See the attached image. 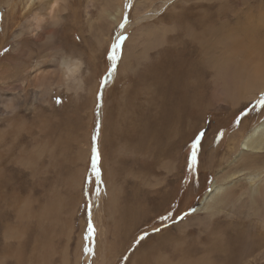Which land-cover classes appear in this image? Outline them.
<instances>
[{"label":"rangeland","instance_id":"obj_1","mask_svg":"<svg viewBox=\"0 0 264 264\" xmlns=\"http://www.w3.org/2000/svg\"><path fill=\"white\" fill-rule=\"evenodd\" d=\"M43 1L0 0L2 263L203 264L208 261L198 259L211 252L214 264H264V189L251 198L259 203L248 197L249 179L264 176V164L260 173L239 171L240 150L226 151L230 134L243 122L245 132L264 106L257 97L226 109L227 75L195 78L203 70L194 68L198 58L184 29L200 23L203 12L213 17L221 5L240 9V0H120L122 14L112 27L107 15L119 0H64L70 14L49 19L44 12L35 30L32 11ZM163 3L152 19L129 28L140 19L135 11ZM119 36L125 39L109 74ZM130 37L137 45H126ZM124 49L128 55L121 58ZM39 60L55 73L65 61L75 62L78 81L41 93L45 81L28 75ZM200 132L198 162L190 169V144ZM212 149L214 163L206 165ZM218 177L234 191L208 217L201 207ZM119 190L120 203L136 207L121 220L120 238L112 224L120 217L112 220L105 204ZM215 239L221 251L208 249Z\"/></svg>","mask_w":264,"mask_h":264},{"label":"bare ground","instance_id":"obj_2","mask_svg":"<svg viewBox=\"0 0 264 264\" xmlns=\"http://www.w3.org/2000/svg\"><path fill=\"white\" fill-rule=\"evenodd\" d=\"M69 3L72 2H68V4ZM164 3L166 4L167 1ZM164 3L156 10L149 9L147 11H144L143 13L135 11L137 15L136 17L140 19L135 21V23L131 24V26L128 27L131 29L132 26H137V24L141 25L142 22L152 19V16L154 14L157 15L160 12V10L165 5ZM224 3H226V0ZM65 5L66 3L64 2V0L63 4L61 0H45L41 2V4L39 3L38 9L34 12L32 11V21L34 22L35 30H38L40 28V24H42L44 19V12L45 14H49L50 17L47 16L49 17V19H52V15L55 12L60 13L67 11V15H69L70 13L65 9ZM224 6L225 7L221 5L219 9L215 11L217 14H215L213 17L208 16L205 12H203V16H201L202 18H198L200 23H188L185 25L184 29L188 35V45H190L191 47L193 58H198L193 63L194 68L203 70V72L201 70L197 71V76L195 78L201 76V73L207 74V76H212L213 73L215 76L225 73L227 75L226 78L228 80V84L226 83V81L224 82V84L226 83V98H223L222 102L224 103V107L226 109L231 110L232 108L239 105L240 102L244 104L250 103L255 98L259 97L261 92L264 91V0H240V9H236V7L231 6L230 4H225ZM106 12H108V10ZM113 13L114 14L112 16L111 14L107 13V17L111 21L109 24L110 27H112L114 23L120 20V14H122V5L120 0L118 4L113 6ZM192 15L195 14L192 13ZM197 16H199L198 12L196 17H194L195 21ZM133 39V37L128 38L126 45L128 46L129 43H132ZM135 44L137 45V42ZM134 47L129 48V51L132 52V49ZM38 50L40 51L38 53V56L40 57L41 53H44L42 45L39 46ZM133 50L135 51V49ZM27 52L29 51H26V53ZM125 55H128V49H124L121 58L125 57ZM30 70H32V72L28 73L29 77H32L34 80H37L36 78L38 77V80L42 82L45 81V83H43V90H41V93L43 91L46 93L49 91L50 93L52 87H62L63 89L67 90L70 81H78V79H74L73 77L78 73L79 65L75 62L68 63L65 61L64 63H62V69L60 68L59 72L55 73L51 71L48 72L49 70L45 60H39L38 63L36 62V64L32 68H30ZM190 79H193L192 81L196 83V80L194 81V77ZM194 86L196 87L197 83L194 84ZM49 93H47V95H49ZM190 101L191 103L189 104V106L192 104L193 98ZM210 108L208 110H212ZM179 111L180 110H178V112ZM178 115L179 114H177V116ZM177 119L178 118H174V120ZM244 125L245 122H243V124H240L238 129L230 134L228 143L226 144V151L229 153V155H233L237 149L240 150V154H238L237 160L235 159L236 168L239 171H248L250 173L258 171V173H260L261 166L262 164H264V108L257 115V117H255L254 120L248 124L247 130L245 132H243V130L245 129ZM133 147H135V145ZM134 149H136V147ZM135 151L137 152L138 150L136 149ZM215 156L216 150H209V152L203 158L207 160L206 165L213 164V159ZM223 160L224 159H222V161ZM2 161L3 159H0V163ZM226 174L224 173L222 177L224 179L230 178L227 177ZM219 178L220 177L215 178V180L210 184L211 186L209 188V191L204 196L205 200H207L205 201L203 198V200H201L200 202V204H203V202L205 201L203 208L201 207V210L205 213L207 212L208 217L210 216V214H214L215 210L217 211V209H219V206L225 200H227V198H229L231 191H234L233 188L231 189L230 187H226L227 185L224 186L223 184L222 186L221 184H219ZM249 180L250 186L248 190H250L249 192H251L252 197H248L251 199L254 196H258V194L261 193V190L264 189V176L259 178L258 174L254 173L253 179ZM223 183L225 182L223 181ZM234 187L236 189L237 186ZM119 193H121L120 190L117 194L109 196L110 207L108 206L107 201L105 203L106 210L108 212L107 214L111 216L112 220H114V218L117 216L120 217V221L114 220L112 223L116 229L117 226L118 228L122 226L120 223L121 220L123 222H126L129 216H131L133 213L132 209L136 208L131 205L128 206L120 203V200L117 199ZM246 194L247 192H245V195ZM251 200L254 201V199ZM254 202L259 203V200ZM257 208H259V205H257ZM123 225L125 226V223ZM121 232L122 229L120 228L115 233V236L120 238L119 235L121 234ZM238 238L239 236L236 239ZM222 248L223 247L220 243V239H215L214 242H212V245L208 246V249H213L216 251H221ZM257 248L258 245L255 244L254 248H252V252ZM210 253L211 252H207V254L199 258L197 262L208 261L209 263H202L214 264V261L210 257ZM2 255L3 253L1 250L0 264H4L2 263ZM17 256L18 253L16 254V257ZM17 261L18 259L15 260L16 263H18Z\"/></svg>","mask_w":264,"mask_h":264},{"label":"snow or ice","instance_id":"obj_3","mask_svg":"<svg viewBox=\"0 0 264 264\" xmlns=\"http://www.w3.org/2000/svg\"><path fill=\"white\" fill-rule=\"evenodd\" d=\"M126 6H130V5H126ZM123 23H121L120 27H123ZM125 38L123 36H119L116 39V43H114L112 45V48L110 50V60L112 61V65L111 68L109 69V74L112 71L116 70V60H117V56H116V51L121 47V44L123 42ZM107 80H102V86L103 84H106ZM101 97L98 94L97 99L99 100ZM57 102L59 103L60 101L57 100ZM258 103L262 106H264V91L261 92V94L258 97ZM204 136L203 132L198 133L195 138L192 140L191 144H190V153L188 156V167L190 169H195L196 165H197V156H198V152H199V148H200V143L201 140ZM95 139V138H94ZM97 160H98V154L95 150V148H93V159H92V167L94 169H96L97 167ZM97 176H99V171L97 170L96 172ZM156 231H159V229H156ZM88 233L91 236L92 234H94V227L92 225L91 219H89L88 222ZM140 239H143V236L140 237ZM89 251H91V249H89Z\"/></svg>","mask_w":264,"mask_h":264}]
</instances>
